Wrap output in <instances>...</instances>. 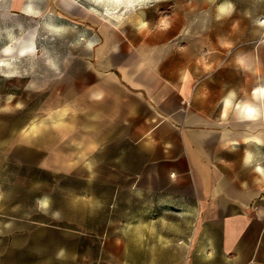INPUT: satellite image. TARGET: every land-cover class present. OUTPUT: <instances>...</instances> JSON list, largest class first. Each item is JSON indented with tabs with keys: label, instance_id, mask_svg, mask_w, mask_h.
I'll return each mask as SVG.
<instances>
[{
	"label": "crops",
	"instance_id": "1",
	"mask_svg": "<svg viewBox=\"0 0 264 264\" xmlns=\"http://www.w3.org/2000/svg\"><path fill=\"white\" fill-rule=\"evenodd\" d=\"M97 30L81 61L36 73L57 103L8 146L9 163L79 184L36 197L18 264H264V71L171 75L170 54L138 58L131 33Z\"/></svg>",
	"mask_w": 264,
	"mask_h": 264
},
{
	"label": "rangeland",
	"instance_id": "2",
	"mask_svg": "<svg viewBox=\"0 0 264 264\" xmlns=\"http://www.w3.org/2000/svg\"><path fill=\"white\" fill-rule=\"evenodd\" d=\"M112 11L100 0H0V59L11 58L0 65V264L19 263V222L41 219L36 197L45 203L58 183L79 185L7 161L20 127L31 128L57 103L50 85L35 82L36 73L54 60L51 55L74 53L81 61L87 37L100 34L101 22H108L120 34L131 33L138 58L144 53L167 60L170 54L171 75L185 67L200 74L231 66L236 85L257 84L263 75L264 0H141ZM26 36L34 37L35 49L19 52L18 39ZM10 243H16L14 252Z\"/></svg>",
	"mask_w": 264,
	"mask_h": 264
},
{
	"label": "bare ground",
	"instance_id": "3",
	"mask_svg": "<svg viewBox=\"0 0 264 264\" xmlns=\"http://www.w3.org/2000/svg\"><path fill=\"white\" fill-rule=\"evenodd\" d=\"M7 1V0H6ZM102 1L104 4H106L107 8H112V12L115 13H119L120 11L123 10V8L128 7L129 9L131 7H133L138 1L141 0H100ZM106 1H109V3H112L111 5H108V3H106ZM127 3V5H124V3ZM29 10L33 9L31 8L30 5H28ZM96 9V8H95ZM108 10V9H107ZM52 25V24H51ZM53 26L55 28H60L62 25L61 24H57L54 23ZM13 47H11V44H7L5 50L6 51H10ZM19 52H27V51H32L35 49V41H34V37H19L18 39V47H17ZM11 58H5V59H0V65H3V63H5L6 61L10 60ZM257 87V86H256ZM264 92V85L262 86L261 89ZM257 91V90H256ZM255 91V92H256ZM247 100V99H246ZM251 101V100H250ZM247 104V103H246ZM249 104V111L251 112V114L254 113L253 111V105L252 102H248Z\"/></svg>",
	"mask_w": 264,
	"mask_h": 264
}]
</instances>
